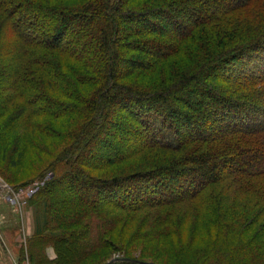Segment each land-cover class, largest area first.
<instances>
[{
  "label": "trees",
  "instance_id": "obj_1",
  "mask_svg": "<svg viewBox=\"0 0 264 264\" xmlns=\"http://www.w3.org/2000/svg\"><path fill=\"white\" fill-rule=\"evenodd\" d=\"M133 73L159 82H125ZM14 102L6 132L66 140L29 180L50 173L29 201L42 214L28 264L118 252L110 237L134 220L135 237L170 241L173 264H264V0H0V115ZM157 150L178 158L92 175ZM190 202L207 221L193 250L168 221Z\"/></svg>",
  "mask_w": 264,
  "mask_h": 264
},
{
  "label": "rangeland",
  "instance_id": "obj_2",
  "mask_svg": "<svg viewBox=\"0 0 264 264\" xmlns=\"http://www.w3.org/2000/svg\"><path fill=\"white\" fill-rule=\"evenodd\" d=\"M242 18L247 19V17L242 16L236 17L234 21L238 22ZM234 21L233 23H235ZM124 26V32L126 33L128 32V27L127 25ZM142 34L146 36L147 32L142 31ZM67 62L73 64L71 60ZM157 76V74L133 73L124 81L142 86H155V83L159 82ZM18 108V103L14 102L5 109L7 114L0 115V130L2 131L0 137L5 138L4 143L1 144L0 142V264H28L27 248H29V240L33 236L35 227L38 225L37 223L41 219L42 214L41 207L39 205L34 206L29 201L38 191L39 185L43 183V180H46L50 173L42 180H29L36 176L39 169L50 158L52 159L57 151L66 144L65 138H62V136H51V134L44 133L40 130H37L34 134L29 129H19L14 132L10 131V133L6 132L8 130V119L12 117L10 114L16 112ZM46 120L52 126H57L59 122L51 118H47ZM71 120L63 119L60 121L62 123V131L70 128L72 125ZM10 127L12 129L15 128L14 125L8 128ZM4 128L7 130H4ZM201 129L204 130V128ZM7 133L8 136L6 137ZM110 137L115 142L121 139L117 135L114 137L113 134H110ZM22 149L24 154L20 163L12 167V160L17 158L18 153ZM177 158L178 155L171 152H159L158 150L147 151V153L136 155L117 166L92 171V175L102 178H112L123 172L142 169L148 170L158 166H166ZM181 181L183 183L188 182L183 181V179ZM243 199L238 197L237 203L239 205H245L240 203L241 201H244V203L247 201L245 200L247 198ZM240 207H236V209L239 210ZM199 210V205L192 202L178 204L169 211L170 215L168 216V221L171 225H175L174 230L178 232L171 239L176 240L179 236L182 244L187 247L190 245L189 248L192 250L202 247L207 239V235H203L202 228L196 225V223L202 224L207 222L202 214L199 213ZM183 213L186 216L182 217ZM137 227V220L130 221L126 225L121 223L118 227V234L110 237L111 240L119 243L120 250L118 252L110 253L107 249H99L93 254H90V256L88 255L82 258L78 264H100L116 257L121 258L124 255L142 258L148 261H157L161 264H173L178 259V254L171 253L170 241L163 240L162 238L164 237H151L149 239L137 238L135 237ZM173 233L176 232L174 231ZM46 255L51 259L55 254L51 248H48ZM115 263L124 264L122 260L116 261Z\"/></svg>",
  "mask_w": 264,
  "mask_h": 264
},
{
  "label": "water",
  "instance_id": "obj_3",
  "mask_svg": "<svg viewBox=\"0 0 264 264\" xmlns=\"http://www.w3.org/2000/svg\"><path fill=\"white\" fill-rule=\"evenodd\" d=\"M117 260H124V259H122V258H120V259H111V260H109V261H107L106 263H104V264H112L113 262H115V261H117Z\"/></svg>",
  "mask_w": 264,
  "mask_h": 264
},
{
  "label": "built area",
  "instance_id": "obj_4",
  "mask_svg": "<svg viewBox=\"0 0 264 264\" xmlns=\"http://www.w3.org/2000/svg\"><path fill=\"white\" fill-rule=\"evenodd\" d=\"M114 259H120L119 257H116ZM117 261H120V260H117ZM116 262V261H115ZM115 262H113L112 264H116Z\"/></svg>",
  "mask_w": 264,
  "mask_h": 264
}]
</instances>
